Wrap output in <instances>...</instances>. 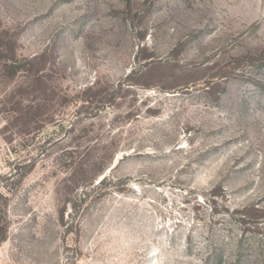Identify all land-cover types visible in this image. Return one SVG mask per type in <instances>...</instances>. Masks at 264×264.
I'll use <instances>...</instances> for the list:
<instances>
[{
  "label": "rangeland",
  "instance_id": "374dc122",
  "mask_svg": "<svg viewBox=\"0 0 264 264\" xmlns=\"http://www.w3.org/2000/svg\"><path fill=\"white\" fill-rule=\"evenodd\" d=\"M0 264H264V0H0Z\"/></svg>",
  "mask_w": 264,
  "mask_h": 264
}]
</instances>
